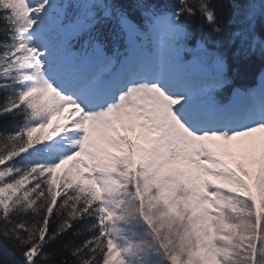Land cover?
Listing matches in <instances>:
<instances>
[{"label": "snow or ice", "instance_id": "obj_1", "mask_svg": "<svg viewBox=\"0 0 264 264\" xmlns=\"http://www.w3.org/2000/svg\"><path fill=\"white\" fill-rule=\"evenodd\" d=\"M0 128L4 264H264V0H0Z\"/></svg>", "mask_w": 264, "mask_h": 264}, {"label": "trees", "instance_id": "obj_2", "mask_svg": "<svg viewBox=\"0 0 264 264\" xmlns=\"http://www.w3.org/2000/svg\"><path fill=\"white\" fill-rule=\"evenodd\" d=\"M261 72V67L260 64L257 62L250 70L249 75L247 76V80L245 81L250 82L253 80H257L258 75ZM12 127H15V125H13ZM3 129L0 128V131H2ZM9 130H11V128H9ZM86 235V234H85ZM73 239V237L69 236L68 240L71 241ZM15 254H14V250L11 249L10 245H8L7 241L0 239V264H4V259H9L12 260L14 259Z\"/></svg>", "mask_w": 264, "mask_h": 264}, {"label": "water", "instance_id": "obj_3", "mask_svg": "<svg viewBox=\"0 0 264 264\" xmlns=\"http://www.w3.org/2000/svg\"><path fill=\"white\" fill-rule=\"evenodd\" d=\"M259 78V77H258Z\"/></svg>", "mask_w": 264, "mask_h": 264}]
</instances>
